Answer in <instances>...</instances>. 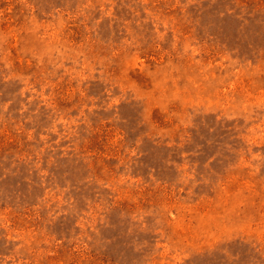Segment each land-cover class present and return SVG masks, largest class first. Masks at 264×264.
<instances>
[{"label":"rangeland","instance_id":"1","mask_svg":"<svg viewBox=\"0 0 264 264\" xmlns=\"http://www.w3.org/2000/svg\"><path fill=\"white\" fill-rule=\"evenodd\" d=\"M0 264H264V0H0Z\"/></svg>","mask_w":264,"mask_h":264}]
</instances>
